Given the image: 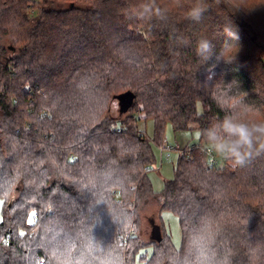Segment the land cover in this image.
<instances>
[{
  "label": "trees",
  "instance_id": "obj_1",
  "mask_svg": "<svg viewBox=\"0 0 264 264\" xmlns=\"http://www.w3.org/2000/svg\"><path fill=\"white\" fill-rule=\"evenodd\" d=\"M196 2L0 0V264H133L138 254L141 264H264V149L243 167L211 165L200 136L162 191L149 176L168 123L202 130L222 118L216 85L264 118V0L239 9L241 31L216 0L189 19ZM140 4L151 14L132 15ZM247 39V53L221 65L223 44ZM125 93L127 116H111ZM148 119L153 140L140 128ZM152 202L178 216L179 247L164 228L142 239Z\"/></svg>",
  "mask_w": 264,
  "mask_h": 264
},
{
  "label": "clouds",
  "instance_id": "obj_2",
  "mask_svg": "<svg viewBox=\"0 0 264 264\" xmlns=\"http://www.w3.org/2000/svg\"><path fill=\"white\" fill-rule=\"evenodd\" d=\"M229 10L247 7L251 0H216ZM158 11V10H157ZM207 7L197 0L188 10V18L199 22ZM132 15L144 18L152 12L151 4H140L131 10ZM233 41L238 37L230 34ZM211 41L202 38L196 46V55L206 60L211 52ZM234 43L225 42L218 52L217 59L231 63L237 56ZM232 85L218 84L213 90V99L222 118L214 119L209 127L198 131L203 138L206 150L218 158L230 162L234 167H243L253 156L257 147L264 149V118H259L255 109L244 100L243 93L230 94ZM197 243V241H194Z\"/></svg>",
  "mask_w": 264,
  "mask_h": 264
},
{
  "label": "rangeland",
  "instance_id": "obj_3",
  "mask_svg": "<svg viewBox=\"0 0 264 264\" xmlns=\"http://www.w3.org/2000/svg\"><path fill=\"white\" fill-rule=\"evenodd\" d=\"M39 1V0H35ZM234 18H228L230 23L233 24V28L236 26L237 21H243L241 19L242 12L241 10H232ZM237 29H240L237 27ZM141 33H144L143 29L139 30ZM241 31V29L239 30ZM242 39V37H241ZM239 40V38H238ZM240 41L236 42V47L238 49L237 56L242 53H247V45H249L248 39L247 43H244L243 46L239 44ZM264 59V58H263ZM221 65L225 62L220 61ZM224 69L219 65L212 69V73H210V78L214 79L215 82H219L224 78ZM109 114L111 116L124 119L127 116V113L121 111L120 100L115 98ZM140 128L145 130L148 137L153 140L154 135V120L148 119L140 123ZM198 129L194 128L192 130H181L177 131L173 128L171 123L167 124L165 130V141L162 145H157L154 142L153 148L156 154V163L154 167L151 169L149 176L153 183V187L156 191H162L165 186V181L167 179H172L175 173V167L177 165L180 152L186 146H193L199 142ZM167 145V149L163 152L161 147ZM171 148V149H170ZM169 154V155H168ZM219 165H224L225 161L220 159ZM160 226V228H164L170 233L172 237V241L175 246L179 247L182 240V229L180 225V221L177 215L169 210L160 211V207L157 203H150L145 206L143 209V219H142V239L148 241L150 238L155 235L152 234L154 226ZM151 252V248L148 249ZM139 254L136 256L133 264H141L139 261Z\"/></svg>",
  "mask_w": 264,
  "mask_h": 264
},
{
  "label": "water",
  "instance_id": "obj_4",
  "mask_svg": "<svg viewBox=\"0 0 264 264\" xmlns=\"http://www.w3.org/2000/svg\"><path fill=\"white\" fill-rule=\"evenodd\" d=\"M115 98L120 100L121 111L122 112H126L128 106L130 104V101H131L130 93L121 94V95H119V96H117ZM152 234L155 235L154 238L156 236H159L161 234L160 226L155 225Z\"/></svg>",
  "mask_w": 264,
  "mask_h": 264
},
{
  "label": "built area",
  "instance_id": "obj_5",
  "mask_svg": "<svg viewBox=\"0 0 264 264\" xmlns=\"http://www.w3.org/2000/svg\"><path fill=\"white\" fill-rule=\"evenodd\" d=\"M167 149V145L165 144V146L161 147V150L164 152ZM171 149V148H170ZM183 150V149H182ZM181 150V151H182ZM208 156H209V162L211 165H219L220 161L219 158L214 154V153H210L209 151H207ZM169 155V154H168Z\"/></svg>",
  "mask_w": 264,
  "mask_h": 264
}]
</instances>
